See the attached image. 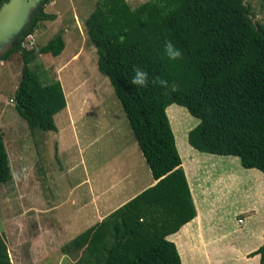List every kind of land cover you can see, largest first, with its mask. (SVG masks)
Wrapping results in <instances>:
<instances>
[{"label":"trees","instance_id":"trees-1","mask_svg":"<svg viewBox=\"0 0 264 264\" xmlns=\"http://www.w3.org/2000/svg\"><path fill=\"white\" fill-rule=\"evenodd\" d=\"M50 1L40 0L0 51V61L15 52L23 58L11 100L30 130L55 131L53 115L65 108L59 80L41 83L27 67L37 54H60L62 35L36 49L22 45L39 21L54 19L44 10ZM84 23L97 70L107 78L156 182L70 244L83 246L82 264H180L174 242L166 238L196 211L165 107L182 106L198 120L186 133L192 148L237 156L244 168L264 174V26L253 22L244 0H146L133 8L126 0H100ZM167 40L181 50L179 59L167 57ZM134 66L150 80H167L168 87L130 84ZM10 178L0 131V183ZM255 253L264 264V242ZM0 264H11L1 236Z\"/></svg>","mask_w":264,"mask_h":264},{"label":"rangeland","instance_id":"rangeland-1","mask_svg":"<svg viewBox=\"0 0 264 264\" xmlns=\"http://www.w3.org/2000/svg\"><path fill=\"white\" fill-rule=\"evenodd\" d=\"M99 1L51 0L44 10L54 19L39 21L22 43L36 49L62 35L60 54H37L27 64L41 83L57 79L61 84L65 108L53 115L55 131L28 129L10 100L21 54L0 61V131L11 174L0 183V236L11 264H82L83 246L73 248L70 241L111 212L108 199L94 196V188L109 184L116 162L130 172L123 150L136 143L107 78L97 70L84 23ZM144 1L126 0L132 8ZM244 1L253 22L264 26V0ZM165 113L182 154L197 119L174 103ZM136 162H144L140 152Z\"/></svg>","mask_w":264,"mask_h":264},{"label":"crops","instance_id":"crops-1","mask_svg":"<svg viewBox=\"0 0 264 264\" xmlns=\"http://www.w3.org/2000/svg\"><path fill=\"white\" fill-rule=\"evenodd\" d=\"M186 144L182 154L177 145L176 149L196 214L166 238L174 242L180 264H259V254L252 252L264 242V174L244 168L237 156L200 152ZM137 149L132 144L123 150L130 172L116 162L109 170V184L94 188V196L108 199L106 211L156 182L144 158L143 164L136 162Z\"/></svg>","mask_w":264,"mask_h":264},{"label":"water","instance_id":"water-1","mask_svg":"<svg viewBox=\"0 0 264 264\" xmlns=\"http://www.w3.org/2000/svg\"><path fill=\"white\" fill-rule=\"evenodd\" d=\"M39 3L40 0H5L0 5V51L11 45Z\"/></svg>","mask_w":264,"mask_h":264},{"label":"clouds","instance_id":"clouds-1","mask_svg":"<svg viewBox=\"0 0 264 264\" xmlns=\"http://www.w3.org/2000/svg\"><path fill=\"white\" fill-rule=\"evenodd\" d=\"M123 39H124V37L121 36L120 41L123 42ZM164 48H165V53L170 60H176L182 56L181 50L178 49L171 40L165 41ZM132 71L134 74L132 75L129 82H130V84H132L138 88L148 87L150 83L152 85L158 84L160 87H164V88L168 87V81L167 80L162 79L158 76L154 77L150 80L149 73L142 68L134 66Z\"/></svg>","mask_w":264,"mask_h":264},{"label":"built area","instance_id":"built-area-1","mask_svg":"<svg viewBox=\"0 0 264 264\" xmlns=\"http://www.w3.org/2000/svg\"><path fill=\"white\" fill-rule=\"evenodd\" d=\"M238 222H242V218H239V219H238Z\"/></svg>","mask_w":264,"mask_h":264}]
</instances>
